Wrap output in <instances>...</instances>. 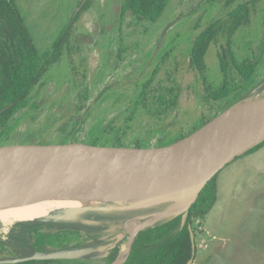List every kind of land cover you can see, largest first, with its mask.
<instances>
[{
    "label": "rangeland",
    "instance_id": "1",
    "mask_svg": "<svg viewBox=\"0 0 264 264\" xmlns=\"http://www.w3.org/2000/svg\"><path fill=\"white\" fill-rule=\"evenodd\" d=\"M15 1L41 53L52 50L68 24L72 29L68 39L64 37L57 61L32 89L31 101L10 119L0 146L169 144L204 126L216 113L264 93V0H234L231 5L227 0H170L154 23L140 20L131 10L123 13V0H86L85 9L81 7L84 0ZM245 2L251 3L250 23L230 43L235 58L230 59L229 85H238V89L215 101L207 96L197 68L190 65L191 51L200 32ZM223 42L222 38L213 41L205 59V79L211 88L225 78L218 57ZM245 60L256 62L247 81L237 70V63ZM215 179L214 206L194 218L197 251L192 264H264V145L227 164ZM114 213L118 216L108 213L111 218L100 221H109L107 233L119 224L118 217L125 219L119 214L125 212ZM86 216L69 226L91 220ZM10 227L0 222V259L17 257L1 245L8 240ZM58 229L33 230V240ZM81 230L66 236L63 243L73 246L93 241V235ZM110 234L108 241L113 238ZM125 246L118 248L117 255ZM43 264L74 263L55 260ZM77 264L94 263L80 259Z\"/></svg>",
    "mask_w": 264,
    "mask_h": 264
},
{
    "label": "water",
    "instance_id": "2",
    "mask_svg": "<svg viewBox=\"0 0 264 264\" xmlns=\"http://www.w3.org/2000/svg\"><path fill=\"white\" fill-rule=\"evenodd\" d=\"M85 3L86 0L81 7ZM247 99L253 101L251 106L237 115L229 116L228 112L234 106ZM13 105L14 102L1 109L0 114ZM262 143H264V93L243 99L201 128L169 144L120 146L68 143L0 146V209L78 185L132 186L141 191L155 192L151 199L133 206L137 213L127 220V227L122 224L113 226V230L117 231V242L127 234L129 240L126 244V253L121 252L109 264H124L131 255L136 236L139 234V231L137 233L131 231V221L143 218L147 213L150 215L156 213L152 207L154 205L159 212H173L171 220L181 214L184 225L189 209L205 186L227 164ZM115 211L118 210L110 209L108 205L75 207L59 209L32 221L57 222L52 219L96 212L115 214ZM78 220L70 222H79ZM73 227L82 229L79 226H69ZM191 239L193 254L187 264H192L196 254L193 231ZM102 256H104L102 251L96 252L91 245H78L50 251L37 250L28 256L4 258L0 259V264L30 260H80Z\"/></svg>",
    "mask_w": 264,
    "mask_h": 264
},
{
    "label": "trees",
    "instance_id": "3",
    "mask_svg": "<svg viewBox=\"0 0 264 264\" xmlns=\"http://www.w3.org/2000/svg\"><path fill=\"white\" fill-rule=\"evenodd\" d=\"M169 1L123 0L122 12L131 10L140 20L154 23L162 16ZM226 2V4L231 5L234 0H227ZM250 4L248 2L237 4L234 9L228 11L225 17L213 21L204 31L200 32L194 42L190 65L197 68L203 78V83L206 85L207 96L215 101L227 97L232 91L238 89V85L233 87L229 85L230 59L234 57L230 43L236 32L250 23ZM86 6L87 4L84 5L83 9ZM71 29L68 24L55 41L52 50L41 53L33 41L16 1L0 0V110L14 102L10 109L0 114V138L6 133L8 123L17 110L31 101L32 89L42 82L48 68L57 61L62 50L64 37L68 39ZM218 38H222L224 41L221 44L218 57L225 78L217 88H211L210 83L205 79V59L212 42ZM237 70L242 80L247 81L256 70V62L245 60L240 65L237 63ZM218 114L219 112L205 123L211 121ZM197 129L195 127L194 130ZM263 145L264 143L248 153L256 151ZM215 178L216 176L205 186L196 202L189 209L184 225H182L183 216L178 215L162 225L142 231L135 241L132 256L125 264H187L193 254L191 231L194 228V218L206 215L217 200ZM68 223L15 222L7 232L8 240L1 242V245L8 246L17 256L31 255L34 250H52V248H59V245L65 247L68 244L63 243L66 236H70L71 233H79L80 230L69 228ZM55 226H59V229L49 234H40L33 240V230L41 231L43 228ZM75 226L83 227L81 224ZM94 228L100 227L93 226ZM2 238L4 237L2 236ZM59 239H61L62 244H59ZM117 253L113 254L111 261L117 257ZM51 261L54 260H30L15 264H43Z\"/></svg>",
    "mask_w": 264,
    "mask_h": 264
},
{
    "label": "bare ground",
    "instance_id": "4",
    "mask_svg": "<svg viewBox=\"0 0 264 264\" xmlns=\"http://www.w3.org/2000/svg\"><path fill=\"white\" fill-rule=\"evenodd\" d=\"M252 103L253 101L251 99L244 100L240 104L234 106L228 112L229 116H234L245 111L249 106L252 105ZM154 193L155 192L148 190L141 191L132 186L100 184L72 186L21 201L11 207L1 208L0 222H2L5 226H10L15 222L45 217L49 213L59 209L62 210L75 207L89 208L95 205H108L110 209H117L118 211L125 212L121 213L123 215L121 217L125 218L123 221H121V223L127 227V220L137 213L136 208L133 206L151 199ZM158 206L159 203L157 204V207ZM152 207L156 212L153 215L147 213V215L143 218H139L136 221H129L130 229L133 233L150 228L163 221L167 216L173 214V212H159L156 210L154 205H152ZM178 211L180 210H175V212ZM82 216L83 215L69 217L68 215H65L52 220L57 222H70L80 219ZM125 247L122 254H124V251L127 250V245Z\"/></svg>",
    "mask_w": 264,
    "mask_h": 264
},
{
    "label": "flooded vegetation",
    "instance_id": "5",
    "mask_svg": "<svg viewBox=\"0 0 264 264\" xmlns=\"http://www.w3.org/2000/svg\"><path fill=\"white\" fill-rule=\"evenodd\" d=\"M109 215L110 214L103 213V212L89 213V214H87L86 217H88L87 219H91V220L87 221L85 224H82V226H83L82 229L83 230H81V231L82 232L84 231V232H86L88 234L90 233V235H93L94 236V238L92 239L93 241L90 242V240H89L90 243L87 242V241H86L87 243L86 242L85 243L79 242L77 245H73V246L91 245L96 252L102 251V255H104V256L99 257V258H85V260L88 263L91 262V263L96 264V263H98V261H101V260H107V262H108L107 264L111 263L112 261H114L116 259L115 258L112 261L110 260L111 257L113 256V254L118 251V248L121 245L127 244L128 240H129V234H127L121 241L117 242V238H116L117 231L116 230H113V233L110 232V231H109V233H107V231L110 229V226H111L109 221H107V224H105V223L102 224V223H100V221H105L106 222V219L108 217H110ZM114 215L118 216L117 214H114ZM114 215H113V219H115ZM120 219L121 218L118 217L119 224H117V225H121L122 224L121 223L122 219L121 220ZM93 226H99L100 228H94L93 229ZM119 230L120 229H118V231ZM110 233L113 234V238H112V240L108 241L107 238L110 237V235H111ZM136 239H137V237H136ZM111 243H113V245H115V246L114 247H113V245L111 246ZM65 247L67 248V247H72V246L70 244H67ZM65 247H62V248H65ZM134 247H135V243H134V246H133V249H132V253H133ZM50 250L51 249L42 250V251H50ZM52 250H54V249H52ZM132 253L129 256V258L132 256ZM129 258H128V260H129ZM70 261H75V260H70ZM77 261H75V262H77Z\"/></svg>",
    "mask_w": 264,
    "mask_h": 264
},
{
    "label": "crops",
    "instance_id": "6",
    "mask_svg": "<svg viewBox=\"0 0 264 264\" xmlns=\"http://www.w3.org/2000/svg\"><path fill=\"white\" fill-rule=\"evenodd\" d=\"M73 263H75V261H72Z\"/></svg>",
    "mask_w": 264,
    "mask_h": 264
}]
</instances>
